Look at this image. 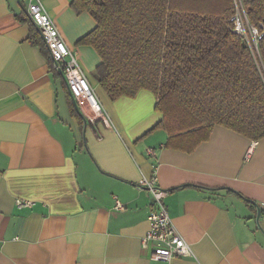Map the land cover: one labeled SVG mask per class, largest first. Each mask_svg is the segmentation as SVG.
Listing matches in <instances>:
<instances>
[{
	"label": "crops",
	"instance_id": "obj_1",
	"mask_svg": "<svg viewBox=\"0 0 264 264\" xmlns=\"http://www.w3.org/2000/svg\"><path fill=\"white\" fill-rule=\"evenodd\" d=\"M40 2L104 121L80 125L50 54L30 42L38 28L17 17L27 0H0V264H160L141 245L151 200L136 188L154 168L192 252L170 264H264V138L215 125L192 152L165 147L151 91L110 99L98 83L101 59L78 43L96 27L90 14L76 13L72 0ZM114 197L123 210L112 209Z\"/></svg>",
	"mask_w": 264,
	"mask_h": 264
},
{
	"label": "trees",
	"instance_id": "obj_2",
	"mask_svg": "<svg viewBox=\"0 0 264 264\" xmlns=\"http://www.w3.org/2000/svg\"><path fill=\"white\" fill-rule=\"evenodd\" d=\"M240 1L246 39L232 31L234 0H72L71 7L96 22L78 43L100 57L94 71L108 97L151 91L162 114L153 129L167 132L165 147L192 152L215 125L264 138V0ZM29 39L49 55L38 29Z\"/></svg>",
	"mask_w": 264,
	"mask_h": 264
},
{
	"label": "built area",
	"instance_id": "obj_3",
	"mask_svg": "<svg viewBox=\"0 0 264 264\" xmlns=\"http://www.w3.org/2000/svg\"><path fill=\"white\" fill-rule=\"evenodd\" d=\"M234 5L236 13L230 19L233 23L232 31L246 39V28L248 27L246 12L240 0H234ZM26 12L38 28L52 59V68L61 74L66 90L74 100L75 106L88 121L93 122L97 119L104 121L103 107L80 68L75 52L66 45L54 22L42 7L40 0H27ZM249 31L253 38L261 36L253 27H249ZM254 45L256 47V42ZM251 152L252 148L246 151L245 161L249 160ZM147 154L153 155V151L148 150ZM136 188L147 189L150 193L151 208L147 215L148 229L141 238L142 248L149 250V258L160 264H170L175 258L192 256L187 242L176 230L169 216L164 203L168 190L158 185L156 169L154 168L150 177H142L136 183ZM17 204L29 206L32 202L17 200ZM112 209L123 210L124 205L114 197ZM262 217L264 218V213Z\"/></svg>",
	"mask_w": 264,
	"mask_h": 264
},
{
	"label": "water",
	"instance_id": "obj_4",
	"mask_svg": "<svg viewBox=\"0 0 264 264\" xmlns=\"http://www.w3.org/2000/svg\"><path fill=\"white\" fill-rule=\"evenodd\" d=\"M73 103H74V100L72 99ZM74 106H75V103H74ZM76 108V111L77 113L81 116V118L83 119V122H84V126H86V124L89 122L86 117L83 115V113L75 106ZM259 216V214H258Z\"/></svg>",
	"mask_w": 264,
	"mask_h": 264
}]
</instances>
